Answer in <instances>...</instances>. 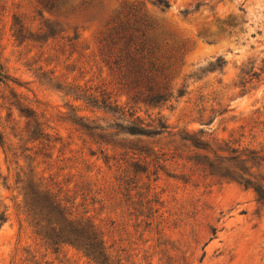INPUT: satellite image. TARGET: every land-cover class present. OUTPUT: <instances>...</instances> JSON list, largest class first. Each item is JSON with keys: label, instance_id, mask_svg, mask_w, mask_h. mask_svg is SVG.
Wrapping results in <instances>:
<instances>
[{"label": "rangeland", "instance_id": "rangeland-1", "mask_svg": "<svg viewBox=\"0 0 264 264\" xmlns=\"http://www.w3.org/2000/svg\"><path fill=\"white\" fill-rule=\"evenodd\" d=\"M167 1L161 10L151 0H0V62L10 78L0 81V213L6 214L0 264H92L67 246L54 254L35 237L17 182L31 171L61 190L77 213L86 211L125 264H264V200L234 180L192 167L185 158L193 151L181 139L197 132L264 149V76L239 84L240 69L259 66L264 56V0ZM124 6L188 48L170 83H186V93L162 106L133 107L145 123L160 118L168 129L136 142L152 154L140 165L145 171L134 176L129 167L130 191L119 187L115 166L89 156L72 122L76 115H103L76 99L83 90L104 89L119 103L128 101L99 42ZM185 8L191 11L184 14ZM48 26L56 32L47 34ZM218 55L226 60L222 70L188 76ZM24 107L35 110L51 139L60 138L48 156L22 131ZM254 170L264 175V163ZM197 200L207 211L195 212ZM209 225L217 227L212 238Z\"/></svg>", "mask_w": 264, "mask_h": 264}, {"label": "trees", "instance_id": "trees-1", "mask_svg": "<svg viewBox=\"0 0 264 264\" xmlns=\"http://www.w3.org/2000/svg\"><path fill=\"white\" fill-rule=\"evenodd\" d=\"M151 2L161 10L169 6L167 0ZM189 11L191 10L188 8L182 10L184 14ZM48 28L47 34L56 32L51 26ZM99 42L105 60L124 88L128 101L121 104L113 98L111 92L104 89L97 94L83 90L76 99L82 100L85 109L93 115L96 111H102L103 115H76L72 122L80 134L82 144L87 146L89 156L101 159L108 168L115 166L119 173V187L123 184L130 191L129 167L131 166L134 176L140 171H145L140 165L152 154L151 148L142 144L136 145V142L142 143V137H152L168 129V125L160 118L155 124L153 121L145 123L136 115L133 107L138 104L149 107L162 106L174 96L179 97L186 93V83L182 82L176 88L171 87L170 83L188 48L184 40L176 38L162 26L142 17L134 7L127 6L116 12L107 23ZM260 62L257 67L252 63L240 69V86L245 87L253 79L259 80L264 76V56ZM225 63V58L218 55L210 60L207 66L197 68L188 76L198 79V72L206 74L216 69L222 70ZM9 79L0 62V81ZM20 112L26 119L22 131L30 142L40 144V152L48 156L47 150L54 148L60 138L51 139L47 131L48 126L40 120L35 110L24 107ZM181 139L188 143L193 151L185 158L192 167L208 169L210 174L234 180L251 188L258 199L264 200V175L254 172L255 168L260 169L264 163L263 148L242 145L240 140L204 138L197 132H186ZM2 140L0 133V143ZM24 178L17 179V182L22 183V209L35 237L46 249L58 254L67 246L92 264H125L121 257L112 254L106 246L102 231L85 215L86 211L77 213L75 206L61 196V190L54 189V186L44 182L42 177H37L32 171ZM149 202V199L145 201L147 205ZM194 205L196 213H203L208 209L205 203H199V200ZM151 209L152 207H148V210ZM154 212H157V209L152 211ZM152 216L151 214L147 217L150 219ZM5 220L6 214L1 212L0 224ZM152 222V219L145 221L146 227ZM160 223L161 221L157 223L156 228ZM208 229L210 238L214 237L217 227L209 225Z\"/></svg>", "mask_w": 264, "mask_h": 264}]
</instances>
